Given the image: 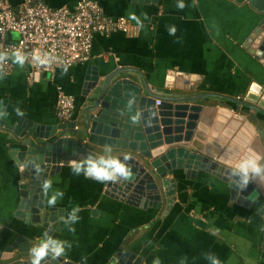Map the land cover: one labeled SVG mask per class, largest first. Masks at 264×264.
Segmentation results:
<instances>
[{"label": "crops", "instance_id": "1", "mask_svg": "<svg viewBox=\"0 0 264 264\" xmlns=\"http://www.w3.org/2000/svg\"><path fill=\"white\" fill-rule=\"evenodd\" d=\"M51 7H74L77 0H42ZM112 17L123 16L131 25L129 32L94 33L88 60L63 66L52 72H36L27 79L29 64L20 68L13 63L10 74L0 78V107L7 116L0 118V250L18 255L45 233L39 223H27L17 216L20 200V167L12 151L20 150L19 140L9 126L20 119L45 126L61 123L55 114L59 90L75 101L73 121L80 128L87 106V84L93 76L98 83L111 77L109 86L129 78L161 96L165 93H215L197 102L227 106L245 114L254 124L264 146V120L257 111L225 96L244 99L254 83L264 90V61L250 49L256 38L248 36L262 15L250 0H95ZM15 6L21 0H9ZM135 14L142 26L130 18ZM147 14V18L145 15ZM175 26V35L169 28ZM9 39L17 33L9 32ZM179 73V74H178ZM188 76L187 78H184ZM192 84L191 90L176 89ZM88 93V92H87ZM19 108L23 115H17ZM264 154L261 157L263 159ZM174 199L166 205L136 206L105 193V183L75 175L69 164L61 165L47 180L52 182L48 196L63 190L54 206L66 217L79 206V220L70 232L58 220L51 236L71 242L63 260L73 264H210L211 254L220 264H264V196L245 203L239 192L206 170L186 176L176 169ZM144 200V197H142ZM142 202V201H141ZM141 204V203H140ZM14 244V245H13ZM11 246L10 250L7 249Z\"/></svg>", "mask_w": 264, "mask_h": 264}, {"label": "water", "instance_id": "2", "mask_svg": "<svg viewBox=\"0 0 264 264\" xmlns=\"http://www.w3.org/2000/svg\"><path fill=\"white\" fill-rule=\"evenodd\" d=\"M250 1L262 15L248 36L250 42L257 37V46L250 50L264 61V0ZM110 80L107 77L98 83L97 76H93L88 82L87 106L80 128H75V120L45 126L20 119L15 126H9L21 146L20 150L12 151L21 171L17 216H25L27 223L42 224L44 233L49 235L58 230V220L63 215L46 206L43 181L61 165L89 154H104L109 147L111 154L121 161L129 157L125 163L132 175L126 181L106 182L105 193L114 192L115 197L128 204L145 206L149 202L151 206H159L164 196L169 205L176 187V180L169 176L176 169H182L186 176L194 175L198 169L206 170L226 181L233 193L239 192L246 204L260 194L264 196V182L253 179L247 187L240 188L230 175L241 159L261 158L264 154L254 124L230 107L197 102L205 95L223 97L221 94L167 92L158 96L145 83L141 87L124 77L109 86ZM174 85L185 91L193 88L179 79ZM225 98L257 111L264 120V90L256 83L250 86L244 99ZM130 100L131 108L127 106ZM137 114L140 118L134 123L132 116ZM29 161L38 163L42 171L37 173ZM29 249L26 247L28 252L18 255L11 250L6 255L0 250V264H30ZM114 262L115 259L107 264ZM41 264L73 263L62 257H48Z\"/></svg>", "mask_w": 264, "mask_h": 264}, {"label": "built area", "instance_id": "3", "mask_svg": "<svg viewBox=\"0 0 264 264\" xmlns=\"http://www.w3.org/2000/svg\"><path fill=\"white\" fill-rule=\"evenodd\" d=\"M130 29L125 17L105 14L95 0H77L72 8L51 7L42 0H21L15 6L9 0H0V54L10 57L14 51H21L29 64V81L36 72H52L58 66L88 60L94 33L129 32ZM9 32L17 33L18 37L9 39ZM35 55L50 62L41 65L33 60ZM0 68L4 74H10L12 59L4 60ZM74 110L73 96L59 90L55 103L57 119L73 121Z\"/></svg>", "mask_w": 264, "mask_h": 264}, {"label": "clouds", "instance_id": "4", "mask_svg": "<svg viewBox=\"0 0 264 264\" xmlns=\"http://www.w3.org/2000/svg\"><path fill=\"white\" fill-rule=\"evenodd\" d=\"M177 7L183 9L185 4L183 0H179ZM147 18V14H144ZM130 18L135 20L137 24L142 26V22L135 14H131ZM175 26L169 28V35H175ZM12 59L14 64H17L20 68L24 67L26 56L19 50L14 51L9 57L7 54H0V64L6 59ZM33 60L40 63L41 65H47L50 61L48 58H42L40 55L33 56ZM68 72V66L65 65L62 68L61 75H66ZM3 70L0 68V78H3ZM129 108L132 106V101L130 100L127 105ZM17 115L22 116L23 112L17 108ZM6 108L0 107V118L7 116ZM139 114L132 116L133 122L139 120ZM129 157L125 156L124 161H121L118 157L111 154V148H106L104 154L93 155L89 154L82 157L79 160H71L69 166L72 172L79 176L84 175L87 179H93L101 183L106 182H117L118 180H128L130 179L132 172L131 168L125 163ZM32 163L35 171L40 173L42 171L40 165L34 161H29ZM230 175L232 178H236L235 182L240 188H245L253 179L264 182V162H261V158L258 156H247L239 161L234 168L231 169ZM42 191L47 198V204L54 206L58 199H62L64 196L63 190L57 189L55 192L48 196L49 190L52 188V182L50 180H44L41 185ZM80 211L79 206H75L66 217H62L63 223L68 227L70 232H75V228L72 227L78 220V212ZM71 242L66 240L57 239L47 233H45L44 238L33 244L29 249L30 264H41V261L48 257L52 259H57L63 256L66 249L71 248ZM206 259L210 261V264H220V260L209 254ZM153 264H160L159 258L154 259Z\"/></svg>", "mask_w": 264, "mask_h": 264}]
</instances>
